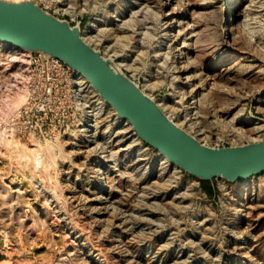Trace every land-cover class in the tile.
<instances>
[{
  "label": "rangeland",
  "instance_id": "rangeland-1",
  "mask_svg": "<svg viewBox=\"0 0 264 264\" xmlns=\"http://www.w3.org/2000/svg\"><path fill=\"white\" fill-rule=\"evenodd\" d=\"M38 1L204 143L262 138L264 0ZM32 69L0 48V89L30 95ZM54 89L61 113L41 129L13 126L29 95L0 112L2 264H264V173L204 185L134 142L106 101L87 112L72 79Z\"/></svg>",
  "mask_w": 264,
  "mask_h": 264
},
{
  "label": "water",
  "instance_id": "water-1",
  "mask_svg": "<svg viewBox=\"0 0 264 264\" xmlns=\"http://www.w3.org/2000/svg\"><path fill=\"white\" fill-rule=\"evenodd\" d=\"M73 25L28 0H0V42L60 59L82 73L139 138L181 171L201 180L237 183L264 173V133L243 145L212 146L170 118L159 102L84 39Z\"/></svg>",
  "mask_w": 264,
  "mask_h": 264
},
{
  "label": "built area",
  "instance_id": "built-area-1",
  "mask_svg": "<svg viewBox=\"0 0 264 264\" xmlns=\"http://www.w3.org/2000/svg\"><path fill=\"white\" fill-rule=\"evenodd\" d=\"M30 58L33 65L32 76L29 83L30 97L26 105L17 113L13 122V126H15V129L19 133L27 132L29 129H41L40 125L43 124V119H45L50 112H55L57 115L61 113V107H57L55 100H53V92L57 91V89L54 88H56L60 80L69 82L72 79L76 87H79V92L92 95L94 99L92 100L91 106H82L87 109V112L97 113L103 111L99 108L94 94H92L89 89L80 88L79 83L75 79L76 70L72 69L60 59L50 55L31 53ZM44 76L55 78L52 83L49 82L45 85L43 84ZM102 100L105 102L103 98ZM80 104L82 105V103ZM194 180L197 179L194 178ZM223 182L225 183V181Z\"/></svg>",
  "mask_w": 264,
  "mask_h": 264
},
{
  "label": "bare ground",
  "instance_id": "bare-ground-1",
  "mask_svg": "<svg viewBox=\"0 0 264 264\" xmlns=\"http://www.w3.org/2000/svg\"><path fill=\"white\" fill-rule=\"evenodd\" d=\"M12 1H23V0H12ZM28 1L33 2L35 4H38V5L40 4L38 0H28ZM234 3H237V2H234ZM90 28H92V24L88 26V30ZM83 35H84V39L87 41L88 39H86L85 33ZM1 47L6 49V50L9 49V50L15 51V53L21 59H24L25 61H28L29 58H30V54H31L30 52L22 50L20 48H16L15 46H11V45H8V44L0 42V48ZM116 67L121 70L120 67H118V66H116ZM22 75H24L26 77L25 73H23ZM75 79L79 83L80 87H84L86 89H89L91 91V93L94 94V96L96 97V100L98 102V106H99V108L101 110H105V108L108 107V105L105 102H103L100 93L95 89V87L89 81H87V79L84 77V75L82 73L76 71ZM25 81H26V78H25ZM28 95H29V93H28V85H27V88H26V85H25V86H22V87L20 86L17 89L16 88H12L11 86H5V88L2 87V89H0V112H1V115L2 116L7 115V116L12 118V116L15 113L14 110L28 99ZM115 119H116V121L123 123L129 129H131V134H132V136L134 138V139L133 138L132 139L134 140V142L135 141H137V142L141 141V139L139 138V136L137 135V133L135 132V130L133 129V127L129 123V121H127L126 119L121 118L117 113L115 114ZM0 138L4 139V136H3L2 133H0ZM254 140L257 141L258 139L257 140L254 139ZM158 155L161 157V159L164 161V163H167V164L171 163L168 160V158L165 155H163L160 151H158ZM171 165L177 171H180V169L175 164L171 163Z\"/></svg>",
  "mask_w": 264,
  "mask_h": 264
},
{
  "label": "crops",
  "instance_id": "crops-1",
  "mask_svg": "<svg viewBox=\"0 0 264 264\" xmlns=\"http://www.w3.org/2000/svg\"><path fill=\"white\" fill-rule=\"evenodd\" d=\"M1 255H2V249H0V264H2L4 261L1 259Z\"/></svg>",
  "mask_w": 264,
  "mask_h": 264
},
{
  "label": "trees",
  "instance_id": "trees-1",
  "mask_svg": "<svg viewBox=\"0 0 264 264\" xmlns=\"http://www.w3.org/2000/svg\"><path fill=\"white\" fill-rule=\"evenodd\" d=\"M204 185H207L210 183V181H202Z\"/></svg>",
  "mask_w": 264,
  "mask_h": 264
}]
</instances>
